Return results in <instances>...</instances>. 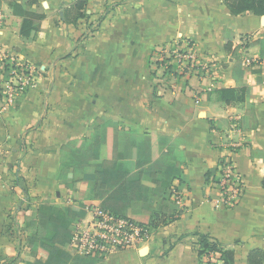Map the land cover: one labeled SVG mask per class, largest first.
<instances>
[{
    "label": "crops",
    "instance_id": "0c3cea01",
    "mask_svg": "<svg viewBox=\"0 0 264 264\" xmlns=\"http://www.w3.org/2000/svg\"><path fill=\"white\" fill-rule=\"evenodd\" d=\"M37 1L45 19L29 41L0 6V55L16 53L41 76L18 106L0 104V264H35L26 238L37 206L93 203L86 184L71 185L61 149L91 137L99 119L177 141L187 179L174 183L186 201L177 220L104 264H200L195 234L233 252V264H249L253 252L263 264L264 56L245 48L264 39V16L233 15L224 0H87L79 19L81 0ZM176 43H189L206 72H155L153 51ZM230 88L249 89L247 100L222 101ZM231 142L241 144L233 160L245 192L224 207L216 183Z\"/></svg>",
    "mask_w": 264,
    "mask_h": 264
},
{
    "label": "trees",
    "instance_id": "16d2710c",
    "mask_svg": "<svg viewBox=\"0 0 264 264\" xmlns=\"http://www.w3.org/2000/svg\"><path fill=\"white\" fill-rule=\"evenodd\" d=\"M3 2L10 6L15 17L21 19L15 30L23 40L29 41L34 32L41 30L45 13L37 0H0V6ZM224 2L233 15L264 16V0ZM86 6L87 0L76 4L79 19L85 18ZM230 49L227 44V50ZM256 52L264 56V39L249 40L245 53ZM220 93L222 101L230 104L246 101L249 89L242 88L240 96L233 88ZM180 149V144L170 138L123 131L115 122L99 119L91 137L62 147L61 168L72 169V186L87 185L90 202L120 216L131 211L133 220L156 231L183 213L173 200L174 191L187 182ZM175 182L181 186L175 187ZM23 191L29 196L24 187ZM85 216L86 204L82 202L75 201L65 207L50 202L37 206L26 238L35 264H104L95 258L72 255L65 249L71 241L74 223ZM195 235L200 264H204V257L209 253L219 255L222 264H233V252L226 250L216 239L204 234ZM258 256V252L251 253L249 264H253ZM258 264H262V260Z\"/></svg>",
    "mask_w": 264,
    "mask_h": 264
},
{
    "label": "built area",
    "instance_id": "2783aa9c",
    "mask_svg": "<svg viewBox=\"0 0 264 264\" xmlns=\"http://www.w3.org/2000/svg\"><path fill=\"white\" fill-rule=\"evenodd\" d=\"M163 46L153 51L152 67L155 72L172 76L174 73L186 76L198 69L207 70V64L200 62L188 43ZM41 76L31 63L22 60L16 53L0 55V104L7 102L18 106L25 93L34 87ZM241 144L230 143V154L223 158L218 166L219 180L216 183L222 196L224 207L235 206L245 192V181L237 171L233 155ZM176 205L185 209L186 201L179 190L174 191ZM154 230L148 225H140L131 216H120L103 210L99 204L86 205V216L75 222L72 238L66 251L72 255L95 258L103 262L122 253L139 250L151 239ZM198 251V247H197ZM204 264H222L219 255L209 253Z\"/></svg>",
    "mask_w": 264,
    "mask_h": 264
},
{
    "label": "rangeland",
    "instance_id": "374dc122",
    "mask_svg": "<svg viewBox=\"0 0 264 264\" xmlns=\"http://www.w3.org/2000/svg\"><path fill=\"white\" fill-rule=\"evenodd\" d=\"M151 59H152V57H151ZM152 62V61H151ZM153 70H154V68H153ZM158 74H162L161 72H157Z\"/></svg>",
    "mask_w": 264,
    "mask_h": 264
},
{
    "label": "water",
    "instance_id": "95a60500",
    "mask_svg": "<svg viewBox=\"0 0 264 264\" xmlns=\"http://www.w3.org/2000/svg\"><path fill=\"white\" fill-rule=\"evenodd\" d=\"M263 19H264V17H263Z\"/></svg>",
    "mask_w": 264,
    "mask_h": 264
}]
</instances>
